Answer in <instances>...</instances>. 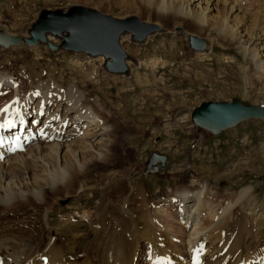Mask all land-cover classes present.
<instances>
[{"label": "bare ground", "instance_id": "6f19581e", "mask_svg": "<svg viewBox=\"0 0 264 264\" xmlns=\"http://www.w3.org/2000/svg\"><path fill=\"white\" fill-rule=\"evenodd\" d=\"M143 1L158 14L178 20L176 28L187 22L192 28L186 32L188 43L191 37L215 34L206 49L193 50L199 58H209L211 41L234 46L244 65L240 67L244 85L264 93V0H251L250 10L243 8L247 0ZM1 30L8 34L3 27ZM8 35L22 42L0 46L4 51L39 46H47L51 53L64 51L62 37L48 35L44 45L27 47L23 43L27 37ZM122 36L120 43H126L128 36ZM56 38L61 44L52 51L48 45H57ZM33 54L34 66L27 69L0 61V128L33 120L34 127L28 122L30 130L43 134L22 153L0 161V220L12 213L20 216L16 229H0V264H264V248H252L249 238V233L264 223V212L255 205L250 188L242 189L233 203L222 208L213 204L207 184L192 178L188 184H195L194 190L184 186L157 197L166 198L168 209L149 210L142 187H137L141 206H129L134 191L130 183L126 195L111 191L119 187V179L110 187L104 185L107 188H101L97 198L96 180L90 177L115 179L119 173L109 163L112 127L107 113L99 98L92 99L83 89L84 83L97 88L102 82L78 59L66 66L65 76L67 69L63 67L40 68L43 51L33 49ZM99 57L105 69V60ZM126 67L129 73L127 62ZM97 163L103 167H96ZM245 198L247 203L240 204ZM67 199L71 202L59 211L61 214L74 211V215H81L80 204L90 210L93 200L98 203L88 222L75 221L70 215V222L59 223L52 219L53 211ZM235 206L237 212H233ZM79 225L83 229L68 237V230ZM85 236L90 237L82 245Z\"/></svg>", "mask_w": 264, "mask_h": 264}, {"label": "rangeland", "instance_id": "374dc122", "mask_svg": "<svg viewBox=\"0 0 264 264\" xmlns=\"http://www.w3.org/2000/svg\"><path fill=\"white\" fill-rule=\"evenodd\" d=\"M144 3L146 1L143 0H0V27L8 34L22 37H28L42 10L66 11L71 7L92 9L116 19L137 17L142 22L158 26L160 31L143 43L132 42L128 35L122 36H128L126 43L119 41L128 55L127 76L107 73L100 57L65 51L51 53L47 46L21 47L10 51L0 49V61L23 65L27 69L34 66L33 49H40L44 52L39 63L41 69H67L66 66L72 65L69 64L71 61L75 63L78 59L88 72L94 73L102 82L97 88L84 83L83 89L92 99L98 97L107 113L108 124L112 127V143L108 146L112 157L109 163L120 174L115 179L97 175L90 177L91 181L96 180L94 195L97 198H100V189L107 188L104 185L109 186L119 179V187L111 191L115 190V195H126L130 183L134 191L130 195L129 206L132 204L134 207L137 203L141 206L137 187H142L147 192L148 197L145 195V198H148L149 210L158 207L168 209L166 198L157 197L184 186L194 190L195 184H188L189 178H192L199 184H207L210 199L217 208L224 207L227 202L233 203L242 189L250 188L257 203L255 205L264 212V120L241 122L216 135L195 126L191 120L193 109L202 103L236 101L246 106H264V93L256 87L250 89L244 85V75L240 70L244 65L241 64V54L234 46L221 44L220 40L211 41L213 49L209 58H199L189 48L186 32L192 30L191 26L180 22L182 26L176 28L178 20L170 18L171 15L158 14ZM250 3L251 0L245 1L243 8L252 9ZM197 37L209 46L210 38H214L215 34L210 32L209 36L205 33ZM58 40L55 43L58 44L53 46L61 44ZM67 73L68 69L64 75L67 76ZM155 155L165 157L163 166L152 161ZM96 167L101 168L103 164L97 163ZM70 202L71 199L59 202L52 219L59 223L70 222L73 216L75 221L88 222L98 203L93 200L90 210L78 204L82 207L80 214L85 217L74 215V211L61 214L59 211L66 209L64 207ZM245 203L246 198L240 204ZM237 210L236 207L233 212ZM66 215L68 217H63ZM19 217L15 213L5 215L0 220V229H16ZM82 229L80 226L68 230L67 236ZM249 234L252 248L263 249L264 223ZM90 236L83 237L82 245Z\"/></svg>", "mask_w": 264, "mask_h": 264}, {"label": "water", "instance_id": "95a60500", "mask_svg": "<svg viewBox=\"0 0 264 264\" xmlns=\"http://www.w3.org/2000/svg\"><path fill=\"white\" fill-rule=\"evenodd\" d=\"M159 31L155 25L140 21L137 17L116 19L95 10L72 7L67 12L61 10H43L23 39L27 47L44 45L48 35L62 37L61 49L66 52L82 53L90 57L101 56L105 60V69L110 74H127V55L118 41L123 34H130L133 41L144 42L150 35ZM65 33V35H64ZM64 35V36H63ZM19 37L0 31V46L8 48L21 43ZM206 42L191 37L189 48L194 51L206 49ZM49 49H57L48 45ZM264 120V106L231 103H202L192 111L194 125L216 135L247 120ZM152 160L163 166L165 157L155 155Z\"/></svg>", "mask_w": 264, "mask_h": 264}, {"label": "snow or ice", "instance_id": "6c2138e0", "mask_svg": "<svg viewBox=\"0 0 264 264\" xmlns=\"http://www.w3.org/2000/svg\"><path fill=\"white\" fill-rule=\"evenodd\" d=\"M3 111H7V108L3 109ZM9 126H11V124H9Z\"/></svg>", "mask_w": 264, "mask_h": 264}]
</instances>
